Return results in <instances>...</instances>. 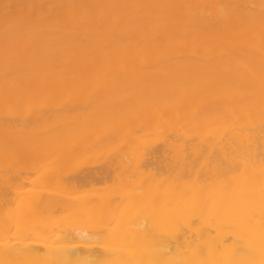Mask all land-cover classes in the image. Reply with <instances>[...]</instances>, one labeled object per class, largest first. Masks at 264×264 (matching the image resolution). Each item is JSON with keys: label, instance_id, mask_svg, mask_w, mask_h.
<instances>
[{"label": "bare ground", "instance_id": "6f19581e", "mask_svg": "<svg viewBox=\"0 0 264 264\" xmlns=\"http://www.w3.org/2000/svg\"><path fill=\"white\" fill-rule=\"evenodd\" d=\"M0 264H264V0H0Z\"/></svg>", "mask_w": 264, "mask_h": 264}, {"label": "rangeland", "instance_id": "374dc122", "mask_svg": "<svg viewBox=\"0 0 264 264\" xmlns=\"http://www.w3.org/2000/svg\"><path fill=\"white\" fill-rule=\"evenodd\" d=\"M87 95H89V94H93L92 92H88V93H86ZM77 97H80V96H78V95H73V96H67V97H63L62 98V102H64V103H66L67 101H70V98H72V100L71 101H77V100H75V98L76 99H78ZM85 97V99L88 101V100H93V98L95 99V96H93V95H91V96H84ZM87 97V98H86ZM92 97V98H91ZM67 98V99H66ZM69 98V99H68ZM110 99V98H109ZM66 100V101H65ZM50 101V100H49ZM48 101V102H49ZM53 100H51V102H52ZM51 103L49 102V105H50ZM20 113L22 112V113H25V112H27V111H23V110H21V111H19ZM107 150H108V152L110 151V149H111V147H112V143H108L107 144V146L105 145L104 146ZM103 147V149H100V151L102 152V153H104V151H105V153H104V155L102 154L101 156H99L100 154H101V152H100V154H95L97 157L99 156V157H101V158H97V162L99 161V160H105V156L106 155H108V154H106V153H108V152H106L107 150L105 149ZM109 148V149H108ZM96 151H98V150H96ZM99 152V151H98ZM23 155V154H22ZM91 156H93V152L90 154V157ZM21 157V156H20ZM23 157H24V155H23ZM23 157H22V159L21 158H18V159H20L21 161H18V162H16L17 161V158L15 159L16 161L14 162L13 160H10V163H14V164H10V166H9V168L11 169L12 168V166L11 165H14L13 167L14 168H16V169H14V168H12L14 171H16L17 169H18V171H20V173L21 174H24V172L22 173V171L24 170V168H25V170H26V168H27V165L28 166H30V164L32 165V163H33V160L31 159V157H28V158H26L27 156H25V160H28V161H24V159H23ZM90 157L88 158V159H90ZM32 160V163H31V160ZM92 159H94V160H96L95 159V156H94V158H92ZM30 160V161H29ZM94 160H92V162L94 161ZM11 161H13V162H11ZM90 160H88L87 162H89ZM91 161L88 163V164H91L92 163ZM95 162V161H94ZM97 162L95 163V164H97ZM100 162V161H99ZM99 164V163H98ZM77 167H76V166ZM74 165V169H72V170H78V169H80L81 167L80 166H82V165H80V162L78 161L76 164ZM87 165V164H86ZM85 166V165H84ZM84 166H82V169H83V167ZM76 168V169H75ZM84 168H86V167H84ZM22 169V170H21ZM14 171H13V173H14ZM43 171V170H42ZM76 171H74V172H76ZM12 172V171H11ZM39 172L40 171H38V172H34L35 174H31V175H29L28 177H26L27 179H26V183L28 184V185H32V186H28L27 184H25V185H22L23 187H19V188H21L20 190H22V192L24 191V189H25V191L26 190H35L38 186H39V183H40V181H39V183H36L35 185L36 186H34V183H35V180H36V182H37V179L39 178L38 176H42L41 174H42V172H40V174H39ZM19 173V172H18ZM11 175V174H10ZM14 175H16V173H14ZM12 176V178L11 179H13V177H15V176ZM29 178V179H28ZM16 179V178H15ZM14 180V179H13ZM12 180V181H13ZM28 180V181H27ZM112 180H114V179H112ZM15 181V180H14ZM13 181V182H14ZM29 181L32 183V184H29ZM111 181V180H110ZM110 183H112V184H110ZM108 184L109 185H107L106 184V186L105 185H103V183H100V185H102V186H98V184H97V186L100 188V187H103L102 189H99V190H101L99 193H101L102 192V194H108V192H110L109 191V189L113 192L114 190H113V187L112 186H114V184H115V180L113 181V182H108ZM27 185V186H26ZM40 185H41V183H40ZM24 186H25V188H24ZM96 186V187H97ZM104 186L108 189V191L107 190H105V188H104ZM29 187V188H28ZM34 187H36V188H34ZM40 187V186H39ZM96 187H95V189H96ZM9 188H7L6 190H8ZM48 190V189H47ZM97 190V189H96ZM36 191V190H35ZM92 192V191H91ZM90 192V193H91ZM92 193H95V191L94 192H92ZM110 194H111V192H110ZM110 194H108V195H110Z\"/></svg>", "mask_w": 264, "mask_h": 264}]
</instances>
